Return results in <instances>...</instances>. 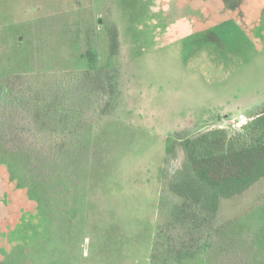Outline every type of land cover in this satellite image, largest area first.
I'll list each match as a JSON object with an SVG mask.
<instances>
[{"label":"rangeland","instance_id":"obj_1","mask_svg":"<svg viewBox=\"0 0 264 264\" xmlns=\"http://www.w3.org/2000/svg\"><path fill=\"white\" fill-rule=\"evenodd\" d=\"M263 108L264 0H0V264H264V179L209 255L162 184Z\"/></svg>","mask_w":264,"mask_h":264},{"label":"trees","instance_id":"obj_2","mask_svg":"<svg viewBox=\"0 0 264 264\" xmlns=\"http://www.w3.org/2000/svg\"><path fill=\"white\" fill-rule=\"evenodd\" d=\"M101 72L84 75L89 89L102 81ZM181 149L183 167L172 175L165 169L162 184L182 199L174 216L185 233V249L209 255L233 223L221 218L222 201L245 194L264 179V108L237 132L213 129L182 140ZM172 150L170 144L167 151Z\"/></svg>","mask_w":264,"mask_h":264}]
</instances>
